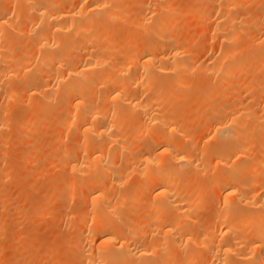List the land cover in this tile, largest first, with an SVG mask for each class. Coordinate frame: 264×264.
Returning a JSON list of instances; mask_svg holds the SVG:
<instances>
[{"label":"bare ground","instance_id":"obj_1","mask_svg":"<svg viewBox=\"0 0 264 264\" xmlns=\"http://www.w3.org/2000/svg\"><path fill=\"white\" fill-rule=\"evenodd\" d=\"M119 1L121 0H3V4L0 2V39L2 38L6 43L3 45L7 49L9 45L12 48V41L20 36L18 34H23V38L26 35L32 39H30L32 45L29 44V47L32 46L31 51L24 55L25 58L21 56L20 61L16 60L17 58L11 54L13 51L10 53L11 50L8 49V54L3 58L14 59V62L19 61V63L13 62L10 66L2 63L8 68L4 69V65V68L0 66L1 80L6 78L8 81L11 79L13 81V78L20 74L22 79L19 87L23 89L27 86L24 95L28 96L29 102L32 97H40L44 103H47L53 100L52 97L57 91L65 99L68 97L69 115L66 114V121L62 119L65 123L59 121V127L62 123L65 126H75L73 137L76 138L73 140L78 139L77 144L75 143L78 145V152L75 150L77 155L70 160L66 158L64 163L74 173L72 175L74 180L78 181L84 175L87 177L86 180L83 179L81 185L78 183L79 200H82L86 207L84 211L81 209L79 212L78 220L81 223L79 225H83V229L80 232L81 238L75 241V245L78 242L81 245L74 255L76 260H73L77 262L76 264H165L164 259L170 255L168 250L171 246L187 248L188 256L197 250V246H201L207 251L208 259H205L207 264H233L234 261L236 264L237 260L264 264V174L262 175L264 139L263 142L260 140V143L259 140L257 141V137H264V90L259 95L256 94V97L251 96L246 99L247 96L243 100L236 94V97L234 94L223 96L215 86L224 88L230 85L235 76L251 66L257 58L256 53H260L261 56L264 52V0H206L212 6L210 9L204 8V5L199 8L201 10L198 9L199 13L194 9V16L197 14L195 19L208 23L206 27L201 24L203 27L200 28V32L204 31L207 40L211 41L206 40L210 44L207 43L209 49H217L211 56H207V59L204 57L205 60L190 55L191 44L188 43L192 40V36L187 35L188 27L184 29L187 20L185 19V25L176 26L177 22L175 18L173 20L168 10L170 2L168 0L137 1L142 13L137 16L136 24L139 27H134L140 29L142 25H147L151 21L150 26L145 25L146 29L150 27L146 33L148 38L144 36L143 41L140 39L138 42L139 39H136L135 43H132L133 41L128 43L127 40L130 38L127 39L125 36L128 33L126 30L124 34L125 25H122L123 20H126V9ZM249 6L253 11L256 10L254 12L257 14L248 11L244 15L241 12ZM122 14H124L123 19H121ZM191 20L189 21L191 23L198 22ZM113 25H118L119 29H115L118 27ZM133 29L132 27V31ZM249 31L250 36L255 33L252 41L256 43L245 46L247 41L245 43L241 35V43L244 45L239 46L238 36L245 34V38L249 39L250 36L247 34ZM6 32L11 36H5ZM14 35L18 36L14 37ZM193 43L197 45L198 42ZM127 44L133 45L134 51H129L128 47L131 45L127 47ZM29 47L27 46L28 49ZM115 57L121 60L118 59L117 62L114 60ZM254 65L255 62L252 67ZM254 67L257 72L264 69V59H260ZM196 70H201L205 72L204 74L208 73L206 76L209 74L216 76L215 88L209 86L206 91L197 94V89L201 91L199 87L202 88L206 82H203L204 76H201L203 79L201 78L200 86L201 80L197 74L199 71ZM194 71L197 72V78L199 77L197 80H200V84L197 80V82L193 81L196 78L192 77L196 75L192 74V76L190 73ZM188 74L192 76L191 81L187 79ZM191 82L198 84L197 88ZM188 83L192 88H189ZM255 83L257 81L251 78L245 87L251 90L257 86ZM186 84L188 90H193L195 85L196 91L189 90V92L187 87L183 90ZM16 89L9 90L6 98L15 101L13 97L19 93V91L15 92ZM187 91L198 96H191ZM216 97L221 98L222 101H219L221 104H217L216 101L214 105H209L211 118L203 125V121L199 120L202 112L208 107L204 102L206 99ZM227 97L231 98L232 102L228 101L224 105L223 102ZM238 98L242 100L239 101ZM178 101H184V105ZM31 103L35 105V102ZM188 107L195 109L198 117L195 115L193 120L191 119L193 114L189 113L192 115L190 121L197 119L194 127L201 124L199 130L205 128V134L207 137L211 135L213 141H210L213 144L207 143V137L201 135L197 137L187 133L185 123L189 121L188 113L186 114ZM129 114L133 117L131 118ZM29 116L26 120L33 121V117ZM123 117H128L129 122L125 123ZM31 121L29 120L30 123ZM1 122L0 126H3ZM25 124L29 126L28 122ZM31 126L33 128L35 124L31 123ZM28 128L30 131V126ZM125 128L131 132L125 131ZM34 129L35 127L30 132ZM59 132L57 133H62ZM121 132L124 136L129 134V138H134L135 135L132 134H136L139 144L134 142L137 145L127 147L126 144L124 145L125 142H122L123 135H119ZM200 134L204 133L200 132ZM144 136L149 138V141H146L147 144L143 143L146 144V148H142L141 151L138 147ZM56 137L58 140L59 136ZM260 137L258 139H261ZM252 139H256L255 142ZM203 140L207 145L202 146ZM254 145L260 149L259 152L257 149L253 151ZM138 149L140 151L137 152ZM254 153L257 154L255 158H253L256 155ZM125 157L129 159L125 168L122 165L123 169L115 166L117 160ZM209 169L215 172L213 173V177H216L215 181L210 180V182L214 181L213 187L210 188L212 184L208 185L212 196L214 194L216 198L211 200L214 201V205L210 203L215 213L211 211L213 217L210 216L208 220V232L204 231L205 233L197 235L198 237L196 233L195 235L191 232L183 233L180 228L182 222L193 223L194 215L203 208L201 205L202 208L199 209L197 205L202 188L192 194L190 176L198 173L200 175ZM134 173L141 178L140 186H137L138 190L141 193L142 190L148 193L146 197V199L149 197L148 201L145 199L146 202L142 201V203L150 214L147 213L144 222L137 221L130 228L127 226L130 223L126 225L127 220L121 221L117 212L123 208L121 200H129L134 204L131 209H134L135 205L139 207L138 190L134 187L133 191L136 190L134 193L131 191L130 197H127L126 193V196L124 194L120 198L118 196L119 199L116 201L111 191L120 186L125 178L128 179V174L134 176ZM259 175L262 180L258 179ZM74 180L71 181L72 185ZM117 191L119 192V189ZM72 196L74 198V194ZM147 229L149 230L147 235L141 236ZM76 237L78 239V236ZM175 255L174 257L178 256ZM184 259L188 258L185 256ZM189 260V264H193L192 257L187 261Z\"/></svg>","mask_w":264,"mask_h":264},{"label":"rangeland","instance_id":"obj_2","mask_svg":"<svg viewBox=\"0 0 264 264\" xmlns=\"http://www.w3.org/2000/svg\"><path fill=\"white\" fill-rule=\"evenodd\" d=\"M137 1L140 2L142 0H121V1H119L120 5L126 9L125 10L126 11V13H125L126 20L124 19L123 20L124 23L122 24L123 26L124 25L125 26H124V28L122 26V28H123V30L125 29L124 34H126V30H127L128 34L125 36L127 37V39L130 38L129 40H127L128 43H129V41L130 42L133 41L132 43H135L134 41H136V39H139L137 41L140 42V39L142 40V38H144V36H145V38H148V36L146 37V35H147L146 33H147V29L149 30L150 27L146 29L145 28L146 24H144V25H142L143 28L140 27V29H136V27H139L136 24L138 22L137 16L142 13V10H140V7L138 6L139 4L137 5V3H138ZM168 1H170L168 4V10H170L171 15L173 16V20L175 18V21L177 22V23H175L176 26H177V24H179L180 26L181 25L183 26L186 24L184 26V29H185V27H188L186 29H189V30L188 31L185 30V31H187V33H189L187 35L191 34V36H192V38H191L192 43H191V41L190 42L188 41L189 42L188 44L189 45L191 44L190 47L188 45L189 50L191 48L190 52L192 54H190V55L192 57L198 56L200 58V60H203L204 57H205V59H207V56L208 57L211 56L213 51H217V49L216 50L215 49H209V47L207 45V43H208L207 41H210V40H207V37H206L207 34H205L204 31L200 32V28L203 27L201 24H203L206 27L208 25V23L207 22L203 23V22H201L202 20H200L198 18L196 20L195 18L197 16V14H196V16H194L195 15L194 9H196V12H198V9L202 8L203 5L205 6V7L203 6L204 8L207 7L210 9L212 7L211 4H209L210 2H207L206 0H199V1L198 0H168ZM0 2L3 4V0ZM1 3H0V5H1ZM4 3H5V1H4ZM130 4H132V5H130ZM133 4H134V6H133ZM135 5H137V6H135ZM176 10H178V12ZM180 10H181V12H179ZM199 10H201V9H199ZM189 11H191L192 14H190L191 12H189ZM248 11L250 13H252L256 10L253 11L252 7H250V6L241 10V12L244 15L247 14ZM254 13L257 14V12H254ZM254 13H253V15H256ZM121 16H122L121 19H123L124 14H122ZM185 19L187 20V22ZM191 19L193 20V22H195V21H198V22L191 23V22H189ZM127 21L128 22L130 21V22L128 23ZM188 23H189V25H188ZM148 24L146 26H150L151 21H149ZM194 24H195V26H194ZM199 24L201 26H196ZM134 26H136V27H134ZM189 26H190V28H189ZM113 27H118V25H116V26L113 25ZM132 27L134 28L133 29L134 32L132 31ZM126 28H129V29H126ZM115 29H119V27L115 28ZM143 30L145 31V33ZM7 33L8 32L5 33V36L10 37L11 34H7ZM181 33H183V32H181ZM184 33H186V32H184ZM250 33L251 32L249 31V33H247V34H249V36H250ZM247 34H246V36H248ZM254 34L255 33H253L250 36L251 41H250V38L249 39L247 37H246L247 39L245 38V36H244L245 34L244 35L240 34L238 36L239 38H237V40L240 39V40H238L239 41L238 45L239 46H242V44L244 45V43H241V37H240L241 35H242L244 42L246 43V41H247V44L245 46L255 44L256 41H255V43H254V40L252 41ZM18 35H20V36H18ZM18 35H16V36H18V38H15V41H12L13 44L11 43L13 45V47L11 46L12 48H10V45L8 46V49L11 50L10 53L13 51L11 54L13 57L15 56L17 58V59L15 58L16 60L21 59V56L26 55L32 49V46L29 47V44L32 45L31 37L28 38L25 35V37L23 38V36H24L23 34H18ZM12 36H13V34H12ZM16 36L14 35V37H16ZM134 38H135V40H134ZM196 38H198V40ZM16 40H17V42H16ZM23 40H25V42ZM189 40H190V38H189ZM194 41L196 43L198 42L197 45L195 43H193ZM4 42L5 41L1 38L0 39V46H1L0 47L1 48L0 49V62H1L0 66L2 65L1 68L3 67L4 64H7L10 66L14 62V59H10L7 57L5 59L3 58L6 54H8L7 47L5 45H3V44H6ZM128 45L129 44H127V47H128ZM199 45H201V46L199 47ZM27 46L29 47V49L27 48ZM133 47L134 46L131 45L130 47H128V50L134 51ZM2 49H3V51H2ZM14 53H16V54H14ZM241 54H243V53H241ZM121 56L123 57V55H121ZM255 56L257 57V58L255 57L256 59L254 61L255 65H256V63H258L260 59H262V60L264 59L263 58L264 52L261 53V56H260V53H258V54L256 53ZM117 57H118V55H117ZM119 57H120V55H119ZM198 57H196V58H198ZM24 58H25V56H24ZM2 59H4L5 62H3ZM8 59H10L11 61ZM118 59H120V58H116L114 60H116L118 62L119 61ZM19 61L18 62L16 61V62L19 63ZM16 62H14V63H16ZM254 62L251 64V66H249L246 69L247 72L244 71L240 75L235 76L234 79H232V81L234 80L233 82H231V79H230L229 81L231 82V84L227 85V87L224 86V88L220 87V86L218 87L217 85H215L216 84L215 81L217 78L216 76L212 75L214 78L213 79L212 76H210V74L208 76H206L208 73L204 74L205 72H203L201 70H196L197 72L199 71V73H197V72L196 73L199 74L201 82H200V80H197V79H199V77L197 78V74L195 73V71L190 73V74L191 75L193 74L196 76L192 75L193 76L192 77L190 74H188L189 77L187 76V79L191 81L192 78L195 77L196 79L193 81L197 80L198 84L201 83L200 84V86H201L202 85V79H203V77H201V76H204V80H206V78H207V80L206 81L203 80V82H206V83H205V85H202L203 86L202 88L199 87V89H201V91L200 90L198 91V89L196 91V89L194 88L196 84L191 82L192 85L193 84H195V85L193 87V90L192 89H189V90L190 91L192 90L193 92L196 91L197 94H200V92L206 91L207 90L206 88H210L212 86H213V88H215V86H216V88L219 89V90L217 89L218 92L220 93V91H221V93H223V96L234 94V97H236V96L240 97V98L242 97L243 100L247 96L248 97L246 99L251 98V96L256 97V94L259 95L264 90V75H262L264 73V69L258 70V72H257L256 71L257 69L254 67L255 65L252 67ZM2 63H4V64H2ZM4 67H5V65H4ZM7 68H8V66H6L4 69H7ZM250 68H252V69H250ZM250 72H251V74H248ZM252 72H253V74H252ZM0 75H2L1 71H0ZM18 75L19 76L16 75V77L13 78V81L15 83L13 81H11L12 79L8 81V80H6V78L5 79L3 78L1 80V77H0V81H1L0 82V121H2L1 123H3V126L2 125L0 126V226H1L0 227V264H76L77 263L75 261L76 256H74V255L77 254V251L79 250L81 244L78 242L75 245V241L79 240L81 238L82 235L80 232H81V229H83L82 228L83 225H81V226L79 225V224H81L78 220L79 215H80L79 212L81 211V209H83L82 211H84L85 207H86L84 205V202L82 200H81L82 202L79 200L80 196H79V190L78 189L80 188V186L78 185V183L81 185L83 183V179H85L87 177L84 175L85 177L83 176V178H81L82 180L81 179L78 181L74 180L75 179L74 176L72 177V175H74V173H72V171H70V169L67 168V166L64 163L67 160L66 158H68V160H70L71 158L75 157L74 155H77L75 150H77V148H78L77 147L78 145H76L78 139L73 140L76 138L75 136L73 137V135L75 134V132H74L75 126L73 127L70 125H66L67 126L66 127L64 125V123H65L64 121H66L65 118L67 115H69V111H67V110H69V108H68L69 106L67 103L68 97L65 99L63 97V95L59 94L60 92L57 91L53 95V97L56 96L58 98L52 97V99L54 100V101L50 100L52 103L50 101H48L47 103L46 102L44 103L40 97H38V98L32 97L33 99L31 98V100L29 102V99L27 100L28 96L26 97L24 95V92L28 88H27V86H25L23 89L22 88L20 89L19 82L22 78H20L21 77L20 74H18ZM208 77H209V79H208ZM16 78H18V80H15ZM251 78H252V80L257 81V83H255V84L257 86H259L260 88L255 86V87H253V89L247 90V88L245 86L248 83L249 79L251 80ZM6 81L8 83L10 81L11 82L8 84ZM33 83H35V82H33ZM189 83H188V85H189ZM5 84H6V86H5ZM15 84L17 87L15 86ZM198 84L196 85V88H197ZM262 84H263V86H261ZM29 85H31V84H29ZM188 85L186 84L185 87L183 88V90L186 89V87L188 90ZM192 85L190 84L189 88H192ZM241 85H242V88H241ZM238 86H240L239 90H238ZM3 87H4V89H3ZM7 87H9L8 90H6ZM14 88H17L15 90V92L19 91V93L17 95L19 97H17V96L13 97V99L15 98V101L6 98L7 94L10 91H12ZM18 88H19V90H18ZM221 88H222V90H221ZM56 89H57V87L55 88V90ZM230 92H232V93H230ZM188 93H187V95L189 96L190 93L189 94ZM235 94H236V96H235ZM190 95L192 96L193 94H190ZM193 96H195V95H193ZM197 96H195V97H197ZM240 98H238L239 101L242 100ZM20 99L21 100L23 99L24 101L23 100L21 101ZM64 99L66 100V103H65ZM216 99H219V100H216ZM230 99H228V97H227L225 99V101L223 102L224 105L227 104L228 101H230ZM26 101L28 103H26ZM219 101H222V100H221V98H218V97H216L215 99L213 98V99H206L205 100L204 103L208 104V107L204 110L206 113L203 111L201 116H200L201 118L199 117L201 119L199 121H201V122L203 121L202 122L203 125H205L206 120L208 121L211 118V116H209L211 114L210 113L211 109H210L209 105L210 106L214 105L215 104L214 102H216L217 104H221ZM31 102H35V105H34V103H31ZM230 102H232V101H230ZM59 103H60L61 107H60ZM179 103L180 104L183 103V105H184V101L179 102ZM27 104H29V106H27ZM36 106H37V108H36ZM187 113H188V115H187L188 119L192 116L190 114H193V117H191V119L194 120V116L196 115L195 109L188 107L186 110V114ZM196 113H197V111H196ZM25 114H27V115H25ZM131 114H133V113H131ZM131 114H129L130 117H131ZM28 115H30L29 116L30 118L33 117L32 118L33 121H31V119L26 120V118H28ZM205 116H207L208 118ZM195 117H197V115ZM36 118L38 119L37 121H36ZM125 118H124L125 123H128L130 119L128 120V117H125ZM62 119H64V121ZM29 120L31 121L32 125L35 124V126H34L35 129L32 130L33 132H30L31 129H33L34 127L31 128L32 126H31V123L29 122ZM196 120L197 119H195V121H192V120L190 121V119H189L190 122L186 121L185 126L187 129L186 128L185 129H186L187 133L193 134L194 136H197V137H200V135H201V137H203V136L207 137V135L205 134V132H206L205 128L202 127L203 129L201 128L199 130L200 126H202L201 124H199L200 126L197 125L196 127H194L195 123L197 124ZM59 121L64 122V123L60 124V126L62 125L61 127H63V129L61 127H59ZM27 122L31 128L30 131L28 128L29 126H27V124H25ZM40 122L44 126L45 131H44L43 126L40 124ZM201 122H198V123H201ZM22 123H24V124H22ZM56 124H58V126ZM69 124H71V123H69ZM72 124L75 125V123H73V122H72ZM57 129H60V130H57ZM127 129L125 128V131L129 132L130 130L129 129L127 130ZM27 131H29L30 133L29 132L26 133ZM56 131L57 132L62 131L63 134L62 133L59 134L60 132L57 133ZM125 131H124V133L127 134V132H125ZM132 132H134V131H132ZM200 132H202L204 134H200ZM121 134H122V132L119 135H121ZM122 135H123L122 137L120 136L121 138L124 139V140L122 139L123 140L122 142H125L124 145L126 144L127 147L130 148L131 145L132 146L137 145V144H134V142L139 144V141H138V138L136 137V134H132V135H135V137L137 139L134 136H131L134 138H129V136H130L129 134H128V136H124V134H122ZM56 136H59L58 140H57ZM210 136H208L210 139L207 137V139H208L207 143L209 145L213 144V142H211V141H213V139H211ZM144 137H143V139L141 138L142 140L139 139L141 141L140 142L141 145H144V147H142L141 145H140L141 147L137 146L141 151L144 148H146V144H147L146 141L147 142L149 141V138L147 139L146 136H144ZM259 137H257V141L259 140V143H260V140H261V142H263L262 139H264V137H260L261 139H258ZM144 139H146V140H144ZM207 139H205V140H207ZM136 140L138 142H136ZM252 140H254V139H252ZM255 140H254V142H255ZM58 142H59V145H58ZM250 142H252V141L250 140ZM143 143H146V144H143ZM202 143H203V145L201 144L202 146L207 145L206 141L204 143V140ZM55 144H57L58 147ZM255 145L257 146V144H255ZM255 145H254L255 148L253 147V149H254L253 151H255L258 148V147L256 148ZM65 148H67L68 150H66ZM71 148H72V150H71ZM73 148H75V149H73ZM139 149L137 150V152L140 151ZM258 150H260V149H257V151ZM67 151L70 154H68ZM63 152H67V153H63ZM77 152H78V150H77ZM254 154H256V153H254ZM256 156H257V154L254 155L253 158H255ZM128 160L126 159V157L119 159V160H117V165H115V166H117L119 169L120 168L123 169V168H125L126 165H128L127 164L129 162ZM122 162H123V164H122ZM124 163H126V164H124ZM121 165L124 167L122 168ZM9 172H11V173H9ZM8 173L11 174L9 179H8V176H9ZM92 173H94V172H92ZM204 173L207 176L204 175ZM204 173L202 172V173H200V175H199V173H198V175L197 174L191 175L192 173L190 174L191 176H190L189 181L191 182L190 183L191 186H193V188L192 187L191 188L194 189V191L191 189L192 194H194V192H198V190L202 188L201 189L202 191L200 190L201 197L199 198L197 205H198L199 209H200L201 205L205 209L203 210V208L201 207L203 211L201 210L196 215H194L195 217H193L194 218L193 223H191L189 221L188 222L186 221L187 224H186V222L185 223L182 222L183 224L180 228L182 230L181 232H183V233L191 232V233H194V235L196 233V236L197 235L200 236V235L204 234L205 232H208V228H209L208 220H210L209 218H210V216H212L211 214L215 213L214 211H212L214 207L210 206V203L212 202L211 205H214V201H211V200L215 199L216 195L214 196V194H213V196H212V193H211L212 191L209 189V185H208V184H212V182L215 181L216 177H213L214 176L213 173L215 174V172H212V170L209 169ZM263 174L264 173H262V175ZM132 175H133V173H132ZM132 175L128 174L127 175V176H129L128 179L125 178V181L120 186H118L114 190L111 189L114 192L110 190L112 193H114V196H113L114 201H116L117 199L120 198V196L122 197L123 194L125 195L126 193H127V197H130L132 192L134 193L136 189L137 190L139 189L138 187L140 186V182H141L140 179L141 178H140V176H138L136 174L134 176H132ZM205 178L207 180H205ZM211 179L214 181L210 182ZM258 179L259 180L261 179L260 175L258 176ZM72 180H74L73 185L71 182ZM85 180H84V182H85ZM253 180H255V179H253ZM226 181H229V179H226ZM75 186H77L78 188L77 187L75 188ZM210 186H211L210 188H212L213 184ZM72 187H74V189ZM134 187H136V189L133 191ZM203 187H204V189H203ZM70 189H72L73 191ZM116 189L117 190L119 189V192ZM204 191H206V194H204ZM142 192L143 193H141V191L138 190L139 194L137 193V196L140 199V202L138 200L139 207L137 205H135V207L136 206L137 207L136 208L134 207V209L130 208L134 204H131L129 200H127V201L121 200V204H122L121 207H123L121 210L123 212L119 209L118 210L119 212H117V214L119 215L121 221L122 220L128 221V222H125L126 225L130 223L129 225H127L130 228L133 227L137 223V221L144 222V220H146V218H147V215H148L147 213L150 214L149 210L148 211L145 210L146 207L142 203V201L143 202L148 201L149 197L146 199V197L148 196V193L146 192L147 193L146 194L143 190H142ZM112 193H110V195ZM69 194H70V196H69ZM73 194H74V198L72 196ZM141 194H143V196ZM144 194H146V196H144ZM192 194L190 195V197L192 196ZM118 196H119V198H118ZM113 197H112V199H113ZM71 198H73V199H71ZM110 198H111V196H110ZM145 199H146V201H144ZM122 201H123V203H122ZM140 203H141V205H140ZM145 204L148 205L147 203H145ZM126 206H128V207L126 208ZM141 206H142V208H141ZM207 206H208V208H207ZM205 210L206 211L209 210V211L206 212ZM126 211H127V213H126ZM211 211H212V213H211ZM208 213H209V215H208ZM74 214H76V216H74ZM138 216H139V218H138ZM123 218H125V219H123ZM189 223H191V225ZM205 225H207L208 227H206ZM146 226H145V228H146ZM185 227H187V228H185ZM197 227H200V228H197ZM201 228H203V230ZM148 229H150V226H148ZM148 229L145 230L144 234L141 236H146L148 231H149ZM184 229H186V230H184ZM82 232H83V230H82ZM76 236H78V239ZM246 236L247 235H245V237ZM171 248H173V249H171ZM175 248L176 247L171 246L170 250H168V253L170 255L166 259H164L165 264H184V263L189 264L190 260L189 261H187V260L191 257L193 259L191 261V262H193V264L206 263L205 259L208 257V254H206L207 251L205 249L201 248V246L200 247L197 246V250H195V252H193L189 256H188L189 253H188L187 248L186 249L184 247H183L184 249L182 247H177L178 249L177 248L175 249ZM180 249H182V250L180 251ZM175 250L178 252H176ZM175 254L178 256H176ZM174 255L176 257H174ZM181 255L183 256V258ZM185 256H186V258H188L187 260L184 259ZM73 259H75V260H73ZM184 260H186L187 262ZM201 261H203V262H201ZM247 263L252 264V262H249L248 260L247 261L244 260L243 262L238 261V260L236 261V264H247ZM233 264H235V261Z\"/></svg>","mask_w":264,"mask_h":264}]
</instances>
